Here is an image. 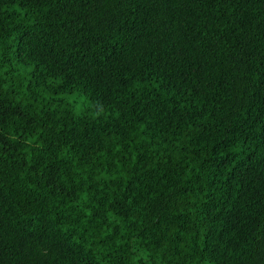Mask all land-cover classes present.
Listing matches in <instances>:
<instances>
[{
    "label": "trees",
    "instance_id": "trees-1",
    "mask_svg": "<svg viewBox=\"0 0 264 264\" xmlns=\"http://www.w3.org/2000/svg\"><path fill=\"white\" fill-rule=\"evenodd\" d=\"M0 264H264V0H0Z\"/></svg>",
    "mask_w": 264,
    "mask_h": 264
}]
</instances>
